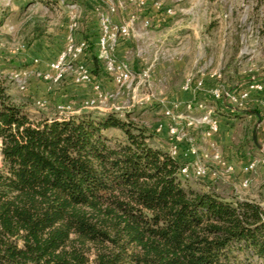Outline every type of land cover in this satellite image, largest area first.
Returning a JSON list of instances; mask_svg holds the SVG:
<instances>
[{"label":"trees","instance_id":"trees-1","mask_svg":"<svg viewBox=\"0 0 264 264\" xmlns=\"http://www.w3.org/2000/svg\"><path fill=\"white\" fill-rule=\"evenodd\" d=\"M152 134L129 114L34 117L0 75V264H264L262 204L192 187Z\"/></svg>","mask_w":264,"mask_h":264},{"label":"rangeland","instance_id":"rangeland-1","mask_svg":"<svg viewBox=\"0 0 264 264\" xmlns=\"http://www.w3.org/2000/svg\"><path fill=\"white\" fill-rule=\"evenodd\" d=\"M47 1L51 2V0H0V75L5 79L7 92L15 101L23 104L34 117L43 114L50 116L90 113L98 116L106 112H115L121 118L129 114L130 119L158 134L155 131L156 124L166 119L161 100L167 102L171 98L167 96V88L173 91L181 88L190 71L186 67H193L190 72L197 73L200 68L211 62L208 69L222 71L221 82L225 88L240 89L243 87L242 83L251 81L264 83V2L147 0L145 5H138L130 0H113L117 8L112 16L116 22L123 23L132 15L138 17L130 34L132 51L124 54L116 52V54L128 60L135 69L138 68L135 66L138 60L143 63L141 68L152 63V76L162 74L166 78L156 80L157 84L153 79L152 89L155 97L149 102L135 104L130 100L128 93L124 92L109 99L106 104L89 108L85 101L90 96L91 89L86 88L89 94L83 97L84 100H79L76 95L82 93L79 87L81 84L76 85L70 79V75L60 82L52 83L50 87L47 81L30 73L28 41L41 38L43 35L59 41L69 24L71 1L78 2L80 27L88 13H93L97 19L98 15L89 5L91 0H57L51 2L52 5H48ZM98 4L101 10L105 12L108 10L105 1H100ZM146 19L150 20V26L145 25ZM34 23L43 28L37 37H34L36 35L33 31ZM122 39L123 37L120 38L119 43ZM176 62L183 65L175 71L173 69ZM170 66H172L173 80L171 79L172 82L169 80L166 84ZM24 70H27L28 74L25 88L22 89L12 75ZM101 85L104 90L110 92H114L117 87L115 83L112 89L102 83ZM50 94L52 97H47ZM206 98L204 99L207 100V104L213 106L218 115L230 113L226 102L222 99H214L208 92ZM258 98L257 101L251 100L245 108L255 109L261 114L260 125H257V116H249L242 112L235 117L236 126L233 128L232 138L234 152L230 151L227 154L224 148L219 147L230 162L233 161V156L240 160L264 157V110L260 105V102L264 101L261 99L264 98ZM62 105L67 108H61ZM258 131L261 132L260 138ZM108 133L121 137L123 135L116 128H110ZM160 134L165 138L151 136L148 141L153 146L167 151L165 141L169 142V137ZM254 134L257 135L258 144L263 147L261 150L253 141ZM1 146L0 138V164L3 161ZM212 153L213 150L211 152L213 162L207 161L205 165L211 169H219L212 158ZM262 165L264 163L258 164L249 174L250 181L247 186L243 185L241 167L237 169V165L233 172L224 173L220 177H192L183 180L196 189L214 190L222 196L236 199H253L264 207V177L255 179L253 176Z\"/></svg>","mask_w":264,"mask_h":264},{"label":"built area","instance_id":"built-area-1","mask_svg":"<svg viewBox=\"0 0 264 264\" xmlns=\"http://www.w3.org/2000/svg\"><path fill=\"white\" fill-rule=\"evenodd\" d=\"M95 10L98 15L100 35L97 41L98 57L101 59L104 68L115 83L114 92L106 91L102 88L101 82L94 78L90 67L86 64L83 57L90 44L87 39L77 38L75 33L80 27V16L78 13V2L71 1V12L69 14V24L67 41L64 49L58 57L49 61L47 69L38 66L30 68L33 76L47 81L49 86L52 83L62 81L70 75L75 84L87 83L91 86V94L85 103L89 108L106 104L109 99L127 92L130 100L135 104L149 102L154 99L152 89L153 64L135 69L132 64L116 54V49L120 38L130 36L136 15H132L127 21L118 23L113 19L116 11V4L113 0H97ZM100 1H105L108 10H101ZM134 4L145 5L147 0H130ZM171 12V9H169ZM145 25L150 26V20H145ZM37 65L39 58L34 59ZM211 62L200 68L197 73L190 72L185 78L182 89L192 91L194 97L189 100L170 98L167 102L161 100L165 120L158 121L155 131L166 133L169 137L168 153L180 162L179 174L183 179L211 177L215 178L220 172L231 173L235 170V165L230 162L223 152L214 146L212 158L219 169H211L206 166L198 157V151L194 145L193 131H202L206 137H212L220 130V116L213 106L207 104V100L200 97V92L209 93L214 99H222L227 106L236 109L245 108L252 100L250 89L264 90V83L251 81L248 87L225 88L221 82L223 73L219 69H211ZM209 70V71H207ZM199 72V73H198ZM13 79L23 89L25 88L27 70L13 73ZM206 77H210L213 82L207 86ZM51 87V86H50ZM264 110V101L260 102ZM61 108H67L65 105ZM181 154L184 157H193L192 161L185 163L180 161ZM264 163V157L251 158L250 161L241 167L243 185L247 186L250 181L249 174L258 164Z\"/></svg>","mask_w":264,"mask_h":264},{"label":"crops","instance_id":"crops-1","mask_svg":"<svg viewBox=\"0 0 264 264\" xmlns=\"http://www.w3.org/2000/svg\"><path fill=\"white\" fill-rule=\"evenodd\" d=\"M99 29H100L99 28V22H98V19L96 18V16H93V13H88L86 15V19L81 22V27L75 33L77 38H82L83 35H85L92 42V44H90L91 45L90 48L87 50V52L85 53V55L83 57L84 61L86 62V64L89 67L95 66L94 57L98 51V49L95 47V43H96L95 38H96V32L99 31ZM64 32L65 33H63V37L59 41H57V39H55V38L52 39V38L45 37V35H43L41 38H36L33 40V42L30 44V68H32L33 66H38L39 68H44V69L48 68L49 61L56 59L58 57L59 53L61 52V50L66 45L68 27H66V29H64ZM130 38H131L130 36L123 37V39L121 40V42L117 46L116 52H120L121 54H124V53H129V51H132L133 45L130 44V42H131ZM35 58L40 59V63L37 65L34 63ZM141 65H143V63L140 60H138L135 64V66H138L137 69H141V67H140ZM182 65H183V63H180V62L177 63L176 62L173 70H175V71L179 70ZM169 68H170V72L168 73L169 79L167 78L166 84L169 83V80H170V82H172L171 79L173 80L172 66H170ZM186 68L191 71V69L193 67L189 66ZM155 75L156 74L153 75V78L155 80L154 83H156V84H157L158 80H161L160 78H166V77H163L162 74H160V75L157 74L156 76ZM98 77H100V76H98ZM70 79H71V77H70ZM211 80L212 79L210 77H206L207 86L212 85L213 81H211ZM98 81H100L102 84L105 85V87H107L109 89H112V87L114 85L113 79L109 76L103 75L101 80H98ZM248 84L249 83L245 82V83H242V86L248 87ZM76 85H79V84H76ZM44 87L45 86H43V88ZM79 87L81 88L80 92H82V93H79L78 95H76V97L82 101V100H84L83 97H85L87 94H89L88 93L89 91H87L86 88L88 89V87H89L91 89V86L87 83H82L81 85H79ZM166 91H167V96L171 97V98H177V99H181V100H189V99H192L194 97V93L192 91L183 90L182 86L177 91H173L172 89L170 90L169 88H167ZM66 93H69V92H66ZM250 93H251L252 101L253 100L257 101L256 99H259L258 97L264 98V90L250 89ZM199 96L206 98V93L200 92ZM47 97L50 98V97H52V95L51 94L47 95ZM261 100H264V99H261ZM227 110L230 113H225V114L219 115L220 116V130L214 136L208 138L204 135V133L202 131H196V132L193 131L192 132L193 138H194V145L196 146L197 151H198L197 152L198 157L201 160V162L204 164L207 161H212L211 152L214 149V146L217 148H219L221 146L222 148L225 149V152L227 154L230 151L234 152L233 148H232V146H233L232 145V143H233L232 138H233V128L236 126V119H235L236 116H239L242 112L247 113V115H249V116L255 115V116H257V125L258 124L260 125L259 115L255 112V111H257L255 109H251L249 107L243 108V109H236V108H233L231 106H228ZM162 134L165 135L166 133H162ZM254 135H253V141L256 144V146L259 147L258 142H255V140H254ZM157 136L161 137V138L162 137L165 138L161 134H156V133L152 134L153 138H156ZM258 137L259 138L261 137L260 131H258ZM165 142H166L165 146L169 147V142H167V141H165ZM158 146L162 147V145H158ZM163 148H165V147L163 146ZM259 148L261 150L263 147H259ZM209 154H210V157H209ZM192 159H193V157L187 158V157H184L183 154H181V156H180V161L185 162V163L191 162ZM250 159L251 158L240 160V158L233 156V161L236 163H234L233 161H232V163H234V165L235 164L237 165V169L238 168L240 169V167L247 164L250 161ZM236 165H235V167H236ZM215 169H217V168H215ZM254 173L255 174L253 176L255 179H259L261 177H264V165L261 166L259 171L257 170ZM222 174H224V173L220 172L218 176L220 177V176H222ZM256 174H258V175H256Z\"/></svg>","mask_w":264,"mask_h":264},{"label":"water","instance_id":"water-1","mask_svg":"<svg viewBox=\"0 0 264 264\" xmlns=\"http://www.w3.org/2000/svg\"><path fill=\"white\" fill-rule=\"evenodd\" d=\"M258 115H259V121L261 120V115L258 111H255ZM254 140L255 142H257V138H256V135H254ZM259 145V144H258ZM259 147H262V145H259Z\"/></svg>","mask_w":264,"mask_h":264}]
</instances>
